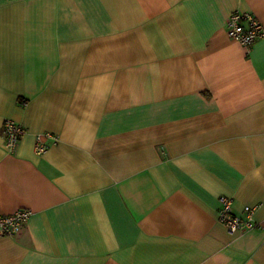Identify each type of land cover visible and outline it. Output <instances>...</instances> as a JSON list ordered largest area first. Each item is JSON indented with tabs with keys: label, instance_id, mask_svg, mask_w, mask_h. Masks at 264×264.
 I'll list each match as a JSON object with an SVG mask.
<instances>
[{
	"label": "crops",
	"instance_id": "0c3cea01",
	"mask_svg": "<svg viewBox=\"0 0 264 264\" xmlns=\"http://www.w3.org/2000/svg\"><path fill=\"white\" fill-rule=\"evenodd\" d=\"M234 11L264 26V0H0V215L31 211L0 264H264V37Z\"/></svg>",
	"mask_w": 264,
	"mask_h": 264
},
{
	"label": "built area",
	"instance_id": "2783aa9c",
	"mask_svg": "<svg viewBox=\"0 0 264 264\" xmlns=\"http://www.w3.org/2000/svg\"><path fill=\"white\" fill-rule=\"evenodd\" d=\"M225 26L231 39L237 41L247 50L261 37H264V26L250 13L234 11L226 19ZM5 147L8 151H13L21 136L26 132L24 126L13 120L3 123ZM46 139L56 142L57 138L50 133L37 134L35 136V152L43 153L48 148ZM220 207L218 209V221L231 232H245L260 226L255 220L256 206L246 205L243 214L238 215L233 212L232 199L219 197ZM31 211L28 209H18L9 215H0V236H14L27 222Z\"/></svg>",
	"mask_w": 264,
	"mask_h": 264
}]
</instances>
